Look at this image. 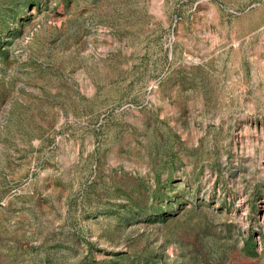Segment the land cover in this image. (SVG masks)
I'll return each mask as SVG.
<instances>
[{
    "label": "rangeland",
    "instance_id": "1",
    "mask_svg": "<svg viewBox=\"0 0 264 264\" xmlns=\"http://www.w3.org/2000/svg\"><path fill=\"white\" fill-rule=\"evenodd\" d=\"M0 264H264V0H0Z\"/></svg>",
    "mask_w": 264,
    "mask_h": 264
}]
</instances>
